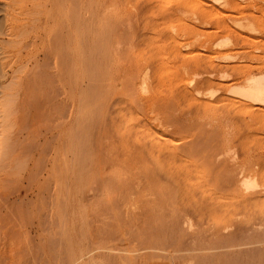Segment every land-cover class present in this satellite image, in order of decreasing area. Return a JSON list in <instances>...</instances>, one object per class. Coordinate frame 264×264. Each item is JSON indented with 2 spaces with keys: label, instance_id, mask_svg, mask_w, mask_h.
<instances>
[{
  "label": "bare ground",
  "instance_id": "1",
  "mask_svg": "<svg viewBox=\"0 0 264 264\" xmlns=\"http://www.w3.org/2000/svg\"><path fill=\"white\" fill-rule=\"evenodd\" d=\"M187 1L189 3V0H7L3 6L5 8L4 22L0 23V33L1 36H4L0 38V80L3 79L2 83L0 81V86L3 87L0 106L1 109L6 107L3 108L5 109L3 117L8 124L10 118L12 120L14 118L18 122L27 117L29 119L27 120L28 124L30 120L36 119L35 121H37L38 118L35 116L40 118L44 109L41 108L43 99L47 96L50 97L51 93H55V89L59 86V89L65 94L66 101H69L66 103L72 107L70 117L74 115L75 109L77 110V113L75 112L76 120L74 119L76 125L73 126L75 137L80 134V123L83 124V115H86L85 120L88 116L93 117L95 120L92 118L94 121H84L87 122L83 124L86 125L85 127L91 122H97V125L101 124L100 120L104 122H108V119H111V122L113 120L119 121L120 126H117H119L120 131H116L119 134L121 132L120 135L124 139L129 137L130 140L128 141L131 142L134 138L139 139L140 137L139 141L138 139L137 142L135 141L137 144H141L142 140L145 145H149L151 161H148V159L144 163L138 161L139 166L141 165L139 169L136 167L138 171L140 170L138 181L135 180L136 184L133 183L134 185H132L133 180L130 183L131 187L126 185L133 189L134 192L131 194L137 196L139 199L135 198L140 200L141 203L140 201L139 203L144 206V210L139 209V211L143 210L146 213L147 219H145L146 223L144 222L146 227L144 228H146L145 231L148 230L145 232L147 241L144 240L147 242V245H145L147 248H154L153 251L168 247L195 248L194 251L197 252V255L206 250L208 253L205 251L204 255L202 253L200 257L193 254L194 259L196 257L199 261L204 260V264L206 261L208 264H264V248L261 247L264 239V227L261 225L263 222L256 223V221L259 223L258 220L263 218L264 212L262 213V211L264 210L261 211V209L264 208V204L263 207L260 206V209L257 208V211H255L256 208L251 202V205L254 206V212L249 215L246 214L250 208V203H247L246 199L253 192L256 195L259 193L258 196H260L261 191H257L261 189L259 187H263L264 190V185H261L262 178L258 179L261 175L258 174L259 170H257L260 167V162L256 167L257 163L255 162V165V163H252L253 160L251 161L252 167L255 165L257 168H254L257 171V177L255 171L252 170L249 159L244 157L245 153L243 152L245 150L248 152V149L251 152V149L254 150L256 146L257 150L260 151V148L264 147V65L253 67L248 63L245 64L246 61L243 60V64L231 63L229 61L232 60V55L228 53L229 51L224 53L217 51L220 57L224 61L226 60V63L219 65L220 62H218V65H216L212 61L217 57L215 51L216 54L213 55L204 54L201 51L208 50L207 48L213 51L215 48L212 46L217 45H221L219 48L225 49V45L231 41L230 39L234 38L231 33L230 38L226 36V38L220 39L219 36L224 37L226 35L220 34L218 35L220 40L217 41V35L215 34L218 31H213L215 29L235 31L232 29L233 27L228 26L229 24L225 22L227 14L224 15V11H239L241 6H238L240 3L236 0H192V3H196L190 5V8L193 6L191 9H196L199 17L188 10L189 19L185 15L189 6L182 5V2L187 4ZM248 2H246V5ZM241 5L243 6V4ZM254 6H252V9L254 8L255 12L257 8L255 9ZM248 7L251 8V4L248 3L246 9ZM256 7L259 9V6ZM175 12L180 14L178 21L173 20L175 17L170 18L171 15L174 16L172 13ZM244 13L246 12H242V14ZM249 13L252 18H255L252 15L254 13H251V11ZM193 15L195 19L197 18V21H200L199 24L193 26L188 25V22L185 23V16L188 21L192 22L194 21ZM246 16L248 15L246 14ZM245 19L248 21L246 17ZM173 21H177L175 25L171 23ZM233 21L235 23L231 22L233 25L240 22ZM243 22L241 21V23ZM249 22L236 25L242 31L244 30L245 34L243 35L246 37L251 38L249 36L251 32L258 35L257 31L264 29V26H261V28L256 26L258 21L256 24L253 20L254 25L252 24V27L251 23L253 22H251V19ZM200 26L215 28L212 31L215 34L211 32V36L206 34L209 31L201 32L198 28ZM256 28L258 29L254 32ZM170 29L178 35L180 34L179 36H182V38L187 37V40L184 39L185 41H183L182 38H179L175 40L177 41L176 46L169 47L165 45L164 48H161L160 42L163 38L159 41L155 38V35L158 33L157 31L160 33L158 35H161L162 32H165L162 30ZM202 30L204 31L203 28ZM225 32L227 31L225 30ZM239 33L243 36L241 32ZM261 34L260 32L259 35ZM203 36H210L211 38L215 36L216 38L202 39ZM235 37L236 39L234 38L233 41L241 42L242 40L246 44L245 47L248 46V50H250V46L243 40L246 37H241L240 40L238 39L240 35ZM175 38L171 37V42ZM166 40L168 41V39ZM254 40H252L253 43ZM257 40L260 41L259 38ZM252 42L249 41L250 45ZM231 44L229 43V45ZM257 44L259 45V43ZM257 44L255 46L259 48ZM242 54L244 53L242 52ZM250 54L252 55V53ZM252 56L256 57V55ZM12 61H14L13 66H11ZM59 94L61 95V93ZM54 95L58 94L55 93ZM51 100L53 99L51 98ZM52 105L57 106L56 103ZM45 107L47 108L49 105L46 104ZM66 109L69 110L67 106ZM2 111L0 110V113ZM34 113L35 118L33 117ZM50 113L49 115L52 114ZM58 113L62 114L63 112L59 111ZM52 116H54V113ZM1 118L2 116H0ZM50 118L49 120H51ZM25 119L24 122L22 121L23 123L19 121V124L23 125L26 122ZM70 121L64 129L68 132L72 128ZM6 126L8 127V125L4 126L3 122H0V172L2 173H6L7 169L12 166H16V170L19 169L18 166H20V169L22 166L25 168V160H15L12 156L15 154V156L21 158L24 153L26 154L24 151L33 144L30 143V138H35L30 135L28 137L29 141L26 137L28 133L25 138H22L27 139L28 142L21 140L20 142L19 137H22L26 126L24 125L25 130L22 129L23 132L16 128L22 132L21 136H19L20 132L13 131L12 138L9 136ZM98 126L95 130L99 128ZM101 126L104 128L102 130H107L103 124ZM46 128L48 127L46 126ZM256 128H258V133L255 131ZM100 129H98L99 133L102 131ZM259 130L263 131L260 135ZM47 131L49 130L47 129ZM14 132L18 135L15 134L14 136ZM65 133L67 132H62V134ZM95 134L94 132L93 135ZM88 136H91V133ZM107 136H109L108 132ZM131 136L135 137L132 139ZM242 137L246 140L250 139V142L253 141L251 143L253 145H250V148L245 147L247 148L245 149L242 146L245 143L244 140L240 141ZM119 138L118 140L121 141ZM51 141L53 142V140ZM128 141L127 143H129ZM107 142L104 143L107 144ZM86 143L90 142L87 141ZM116 143L115 141L114 145ZM122 143H124V140ZM132 144H134V141L129 145ZM11 145L14 146L11 147ZM145 145H138V148ZM258 145L261 147L259 148ZM105 146H108V144ZM142 148L140 149L142 150ZM74 149L72 148L73 152ZM122 151H125V148ZM145 151H148L146 146ZM58 153L61 156V152ZM132 156L133 154L130 159H132ZM97 157L99 158V156ZM262 158L264 157H261L260 160ZM66 162L63 165L66 167L64 169L70 172L71 169L68 168L72 166L67 165ZM128 162L125 164H128ZM132 163L135 162L132 161ZM262 164L261 166H263ZM67 174L69 173L67 172ZM262 174L264 177L263 171ZM127 177L129 178V176ZM60 180L62 181V179ZM259 180L260 183H258ZM92 181L93 184H96L95 182L99 183L96 178H93ZM109 186L106 184L105 187L108 188ZM111 186L109 187L110 190L104 187V190L109 191L110 196L116 194V189L113 191L115 185L112 186L113 188ZM99 189L95 190L99 192ZM237 194L243 195V197L240 196L242 203L245 200L249 205L246 206L245 203H241V206L244 205L247 210L246 208L245 211L241 209L240 219L237 217L240 216L237 212L239 209H236L239 198L234 199L236 200V208L232 198ZM97 195L98 193H95L89 197L94 199ZM258 196L249 199L252 201L253 198L257 197L258 202L264 198L262 196L260 199ZM230 200L233 202L232 204ZM253 200L255 201V199ZM92 202L94 201L92 200ZM109 202L113 201L110 200ZM257 202L254 204L256 205ZM229 204L231 207L233 205L235 213L238 214L233 216L235 219L238 218L235 220L236 222L229 215H218L217 209L225 207L229 210ZM227 212L230 214V210ZM221 213L223 214L222 211L219 214ZM232 214L234 215V212L230 215ZM251 215H255L253 216L255 220L250 225L252 227L249 228L250 226H246L247 223L246 225L243 223H245L244 221H252L253 217L251 218ZM248 216L250 217L248 218ZM199 217L202 218L198 219ZM89 236H92V233ZM130 246H132L131 243ZM138 249L136 248V250ZM161 250L163 251V249ZM91 251L96 252L94 248H91ZM181 257L192 259L191 254Z\"/></svg>",
  "mask_w": 264,
  "mask_h": 264
},
{
  "label": "rangeland",
  "instance_id": "2",
  "mask_svg": "<svg viewBox=\"0 0 264 264\" xmlns=\"http://www.w3.org/2000/svg\"><path fill=\"white\" fill-rule=\"evenodd\" d=\"M6 1L0 0V23L4 22V16H5L4 10H5V8L3 6H4V2H6ZM191 1L192 0H189V3ZM194 1H196V0H194ZM236 1L238 3H240L238 7L241 6L239 8V11H231V10L224 11V13H225L224 15L227 14L225 17V22L227 24H229L228 26L233 27L232 29H234L236 32L233 30H231L232 32H229V30H227V29H222V30L220 29L223 32L222 33L220 30H216L215 28H212L211 26H205V27L200 26V27H198V28H200L199 30L201 32H208L209 31L206 34H210L211 36H212L213 32L218 31V32H216L217 34L213 33V34L217 35V41L222 39V38H226V36H227V38H230L231 33H232V37L234 35L235 39H236L235 36L239 37V35H240V37L238 38L240 40V38L244 36L243 34H245V32H244V30L242 31V29L236 25H239L241 23V21H244L243 23L245 24L246 22H249L251 19V22H253V20H254L256 22V24L258 21V24L256 25L257 27L259 26L261 28V26H264V19H263L264 18V0H248L251 2H248L247 0L246 1L236 0ZM246 2H248L249 5L251 4V8L248 7L246 9V7L248 6V3L246 5ZM178 3L181 4L180 2H178ZM184 3H186V2H184ZM189 3L187 1V4H189ZM195 3L191 2L189 5H187V4H183V2H182V5H184L186 7L189 6V8H190V5L195 4ZM241 4H243V6ZM252 6H254L255 9L257 8L255 12H254V8L252 9ZM256 6H259V9ZM195 7H196V5H195ZM189 8L187 9V11L185 10L186 16H188V14H189L188 10H189V12L191 11L192 13H194V15L196 14V17H199V15L197 13L198 11L196 9H194V10L191 9V8H193V6H191L190 9ZM248 10H249V12L251 11V13H254L252 15L255 18H252L251 14L248 12ZM241 11L246 12V13H244L245 15L242 14ZM226 12H228V13H226ZM175 13H176L177 17L175 15ZM175 13H172V14H174V16L170 14L171 15L170 18L173 19L175 17L173 20L178 21V17L180 16V14L177 12H175ZM192 13H191V16H192ZM235 14L237 15L236 16L237 18L235 17ZM239 14H241V15H239ZM246 14L248 16H246ZM261 14H262V16H261ZM194 15H193L194 21H192L193 23L190 20L189 21L187 20L188 18L190 19V16H188V18H186V16H185L186 22H185V19H184V22L185 23L188 22V25H193V26H194V24H199L200 21H197V18L195 19ZM230 15H232V16H230ZM243 15L248 19V21L245 19V17ZM258 15H259V17H257ZM193 19H191V20H193ZM244 19L246 20V22ZM233 20H235L236 23H237V21H240V22L237 23L236 25H233V24H231V22L234 23ZM177 21H175V22L173 21L171 23L173 25H175ZM195 21H197V22H195ZM171 23H170V25H171ZM243 23H241V24H243ZM249 23H247V24H249ZM252 24L254 25V22L251 23V27L253 26ZM237 27H239V28H237ZM202 28L204 29V31L202 30ZM253 28L255 29V26ZM213 29H215V30L213 31ZM257 29L258 28H256V30L254 32H256ZM225 30L227 32H225ZM238 30H239V32L242 33L243 36H241V34L239 32H237ZM159 31H161V30L159 29ZM159 31H157L158 33L155 35L156 36L155 38L159 41H161V39L163 38L162 42H160L161 44L159 43L161 48H164L165 45L166 46L168 45L169 47L170 46H176L177 41H175V40L182 38V36H179L180 34L178 35L177 33H175V31H172V29L162 30V31H165V32H162L163 35L162 34L158 35V34H160ZM259 31L264 35V29H261ZM259 31H257L258 35L256 33H253V32L249 33V36L253 39L246 37V36H244L246 38H244V37H243L244 39L242 38L250 46V50H248V46H247V48L245 47L246 44L244 42H242V40H241V42L233 41V39H234L233 38V39H230L231 41L229 42L230 44L232 43L231 45H229V43H227L225 45L226 47L223 45L225 47V49L219 48L221 45H217V46L211 45L212 47H214L215 49L217 48V49L216 50L213 49V51H212L211 49L207 48L208 50H201V51L204 52V54H208V55H210V54L213 55V54L217 53V55H216L217 57H215V59L212 60L213 63H215L216 65H218V64L223 65V63L224 64L226 63V60L224 61V59H222L220 57L218 52L221 51L222 53H224V52L229 51L228 53L230 55H232V57H231L232 60L229 61L231 63L243 64L246 61L245 64L248 63V64L252 65L253 67H256V65L263 66L264 65V63H263L264 62V49H263L264 48V46H263L264 45V41H263L264 36L262 34H261L262 36L259 35V33H260ZM173 32H174V34H177L179 37L177 35H174ZM165 34H167V35H165ZM206 34L204 33V35H206ZM220 34H223V35L226 34V35L224 37L222 35L219 36V38H220L219 39L218 35H220ZM253 34H254L255 38L256 37H257V39L259 38V40H260L259 42L257 39H255L253 37ZM165 36H166V38H164ZM168 36H169V38H168ZM3 37L4 36H1V33H0V38H3ZM159 37H161V38L158 39ZM171 37H176L175 39H173L174 42L173 41L171 42V40H170ZM208 37L203 36L202 39H210L211 38L210 36H208ZM213 37H215V36H213ZM213 37L211 39H213ZM261 38H263L262 39L263 42L261 41ZM166 39H168V41ZM184 39L187 40V37L182 38L183 41H185ZM252 40H254V43L252 42ZM164 41H166L165 44H163ZM249 41H251L253 44L251 43V45H250ZM256 42L259 43V45ZM170 43L172 45H169ZM233 44H234V46H233ZM242 44H245V45L243 46ZM256 44H257V46H259V48H257L255 46ZM260 44H262L261 49H260ZM228 45H229V47H228ZM252 47L254 50L252 49ZM254 47H256V48H254ZM236 49H238L237 51L240 50L239 52L241 54L239 52H237ZM214 51L216 53H214ZM241 51L244 54H242ZM250 53H252V55H256V57L252 56ZM237 55L240 57H238ZM253 57L255 60L253 59ZM257 57L261 60L256 59ZM244 58H245V60H244ZM249 59L252 60L253 62L250 61ZM219 60H221V61H219ZM242 60L244 61L243 63H242ZM222 61H224V62H222ZM258 61H260V62L258 63ZM218 62H220V63H218ZM11 63H12L11 66H13L14 61H12ZM17 66H16V68H17ZM0 81L2 83L3 79H1ZM1 87L2 86H0V103H1V101H2L1 99L3 97L2 96L3 95L2 94L3 87H2V89H1ZM59 88L60 87L57 86V89H55V93L58 95L55 96L54 95L55 93H51L52 97L50 95H49L50 97L47 96L48 98H50L49 100H47L48 98L45 97L42 101L43 103H41V108L42 109L44 108L42 110V115L45 114L44 115L45 117L41 115V117L39 118V117L35 116V113H34L33 117L35 116L38 119H37V121H35L36 119L30 120L29 124L27 123V120H29V119H27V117H26V119L24 118L26 122L23 125L21 123L19 124V121L22 122L24 119L19 120L17 122V120H15L14 118H13V120L10 118V121L8 124L6 119H4V117H3V112L5 111V109H3V108H6V107H2V109H1V106H0V110H3L0 113V116H2V118L0 119V122H3L4 126L8 125V127L7 126L6 127L8 128V134L11 138L13 137L12 136L13 131H18L20 129V131L23 132V130H25L24 125L26 126V130H25L26 133H24L25 131L23 132L22 137H19V141L21 140V141H27L28 142V140H29L28 137H30V135L32 137L36 138V139L30 138V140L32 142L30 140L29 141H30V143H33V144L31 146L32 148L31 147L27 148L26 151H24V152H26V154L28 153L27 156L23 152L24 155H22V157L20 158L18 156H15V154H13L11 152L14 155V156H12V154H11V156L15 160H21V161L25 160L27 162L28 166H27L26 162H24L25 165L27 166V167L25 166L26 169L23 168V166L20 169V166H18L19 169L16 170L17 167L12 166V167H9L7 169L8 171L6 173L0 172V264H98V263L99 264H127V263H129V264H204V262H203L204 260L199 261L198 258L197 259H196V257H195V259L193 258L194 257L193 254L196 256L199 255V253L197 255V252L194 251L195 248L190 249V248H184V247L183 248L182 247L181 248H177V247H171L170 248V247H168V248H161V249H163V251L161 249L158 250L159 248H155L158 251H155V250L153 251L154 248H147V246H145V245H147V242H146L147 236H146L145 232L148 229L145 231L146 228H144V227H146V224L144 225V222L146 223L145 219H147L146 213L143 211L144 206L142 204H140L141 203L140 200H137V198H138L137 196H134V194H131L134 192V191H132L133 189L127 187L126 185L130 186V183L133 180L134 181L131 183L132 185L136 184L135 180L138 181V177L140 176L138 174H140L139 173L140 170L138 171L136 169V167L138 169H139V167L141 168V165L139 166V162L144 163L147 161V159H148V161H151L149 145H145V143H143L142 140H141V144H137L136 142H137L138 138L137 139L134 138V140H131V142H129L128 141V140H130V139H128L129 137H126L127 139L125 138L129 142V143H127V141L124 139V137H122V135H120L121 132L119 134L118 131H116V130H119L118 129L120 126L119 121L116 122L113 120L111 122V119H108L107 120L108 122H104L103 120H100L101 124H103V126H105V129L107 128V130L109 129V131L102 130L104 128L101 126V124H98L101 127L98 126L97 122H94V123L91 122L92 124L88 123L87 127H85L86 125H83V124H86L88 122V120L90 122L94 119L93 117L90 118L88 116L87 120H85L87 117L86 115H83L84 116L82 119L83 124H82V122L80 123L81 124L80 127L82 128V129L80 128V131H81L79 134L80 137H79V135H77L75 137L73 134V132H74L73 128L76 125V122L74 121V119L76 120L75 112L77 113V110L75 109L74 115L72 117H70V109L72 110V107L67 104L69 101H66L65 94L62 93L61 89H59ZM59 93H61L62 96ZM54 97H55V99H54ZM51 98L53 100H51ZM64 102H65V104H64ZM54 103H56L58 107L56 105L55 106L52 105ZM46 104H48L49 107H52V106L53 107L52 108H49V107L46 108L45 107ZM60 106L61 107L63 106V107L61 108ZM66 106H67V108H69V110L66 109ZM45 108L48 111H50L52 114L49 112L51 114V115H49V113H47L48 111ZM53 108H55V109H53ZM52 110H54V112H52ZM57 110H59L60 112H63V113L62 114L58 113L59 111H57ZM53 113H54V116H52ZM55 113H57L58 115ZM87 115H90V114H87ZM59 116H61L60 117L61 119L59 118ZM49 117H51L50 118L51 120H49ZM113 117H115V116L113 115ZM56 118H57V120H56ZM30 119H32V118H30ZM41 119L42 120L45 119L46 121L44 120L42 122ZM5 121H6V123H5ZM68 121H70V125L72 126V128L69 130V132L64 130V129H66V125L68 124ZM84 121H87V122L85 123ZM26 123H27V125H29L28 127H27ZM10 124H12V126H10ZM110 124L113 127V129L115 128L114 130L112 129L111 126H109ZM96 125L99 127L98 129L101 128L100 130H102V131L100 133H99L98 129H96L98 133L96 132V130H95V128L97 127ZM117 125H119V126H117ZM46 126L48 128H46ZM83 126L85 127L86 132L83 130L84 129ZM89 126H91L90 129H89ZM107 126L110 128H108ZM21 127H23V128H21ZM39 127H40V129H39ZM51 128H52V130H51ZM92 128H94V129H92ZM38 129L40 132L38 131ZM47 129L49 131H47ZM28 130L33 131V132H30ZM93 130H95V131H93ZM257 130H258V128L255 129V131L258 133ZM20 131H18V133ZM64 131L67 133L62 134V132H64ZM22 132L19 133V136H21ZM94 132L97 135L96 134L93 135ZM102 132H103V135L101 134ZM107 132L109 133V136H107ZM262 132H263L262 130H259V135ZM89 133H91V136H88ZM117 133L119 134V136ZM15 134L18 135L17 133L14 132V136H15ZM27 134H28V136H26ZM25 136L27 137L28 140L22 139L23 137L25 138ZM83 136H85L84 137L85 139L83 138ZM92 136H94V137H92ZM112 136H114V137H112ZM120 136H121V138H119ZM54 137H56V138H54ZM67 137H69V138H67ZM131 137L133 139V137H135V136H131ZM107 138H108V140H107ZM118 138L121 141H119ZM54 139H56V140H54ZM113 139H114V141H113ZM139 139H141V138L139 137ZM139 139H138V141H139ZM51 140H53V142ZM123 140H124L125 145H124V143H122ZM236 140L239 141L238 139H236ZM243 140L245 143L244 142H241V143H244L242 145L244 148L245 147L250 148L253 145V144L251 145V143L253 141L250 142V139L246 140L245 138L242 137V139L240 141H243ZM87 141L90 143H86ZM94 141H95V144H94ZM105 141L106 142L108 141L107 142L108 146H105V145H107L106 143H104ZM115 141L118 144L116 143L114 145ZM133 141H134V144L136 143L135 144V146L137 145L136 147L134 146V144H132L131 146L129 145ZM36 142H37V144H36ZM248 142H249V144H247ZM34 144H35V146H34ZM68 144H69V146H68ZM73 144H74V146H73ZM142 144L146 146V150L148 149L147 152L145 151V146L140 147V148L143 147L142 148L143 151L140 148H138V145L140 146ZM260 145L262 146V143ZM260 145H258L259 148L261 147ZM12 146H14V145H11V147ZM122 146H123V148H122ZM117 147H119V148H117ZM262 147L260 148V151H259V149L257 150V146H256V148H255L256 152H255V149L254 150L251 149L252 150L251 152H254L252 154H251L249 149H248V152H246V150L243 152L245 153L244 157L249 159V161H250L249 163H251V161L253 160L252 163L256 162L257 165H256V163H255V165H256V167H258V164L260 162L259 169H257L254 164H253L254 167H252V163H251V167H252V170H254V168L259 170L258 174L259 175L261 174L260 175L261 177L259 176L258 179L262 178V180H261L262 182L259 180L258 183L261 182V185L263 186L264 184H262V183L264 182L263 181L264 177L262 176L263 175L262 171L264 173V170H262V169H264V168H262V167L264 166V158H262V160H260L261 157H264V147L263 148ZM72 148L73 149L76 148V149H74L75 154L72 151ZM124 148H125L126 152L122 151V149L124 150ZM247 148H245V149H247ZM117 150L120 152L122 151V152L120 153ZM59 151L61 152V156H60V153H58ZM124 152H125V154L127 152L128 153L126 155L125 154L123 155ZM43 153H45V154H43ZM136 153H138V154H136ZM73 154H74V157H73ZM107 154H108V156H107ZM132 154H133L132 159H130ZM56 155H58V156H56ZM110 155H111V157H110ZM48 156H49V158H48ZM97 156H99V158ZM24 158H26V159H24ZM71 159H72V161H71ZM116 159H117V161H116ZM144 159H146V160L144 161ZM64 160L67 161L66 162L67 165L72 166V167L68 168V169H71L70 172L68 170L64 169V168H66L65 166H63L65 163ZM127 160L128 161L131 160V161L128 162ZM135 160L137 161V163ZM73 161L75 163L74 165H73ZM82 161H83V163H82ZM132 161L135 163H132ZM36 162H37V164H36ZM127 162H128V164H125ZM262 162H263V164H262ZM82 164H83V166H82ZM261 164L263 166H261ZM133 165H134V167H133ZM111 166H112V169H111ZM14 168H15V170H14ZM260 168H262V169L260 170ZM134 169H135V172H134ZM66 171L69 174H67ZM256 172L257 171H255V174L258 177V174ZM118 175H119V177H118ZM16 176H17V178H16ZM127 176H129V178ZM2 177H4V178H2ZM124 177H126L128 180H125L126 178H124ZM93 178H96L99 181V183L95 182L96 184H93L94 183L92 181ZM60 179H62V181ZM14 181H15V183H14ZM106 184H108V186L109 185L111 186V184H112V186L115 185V186H113L114 187L113 191H115V189H116V192H115L116 194L113 193L114 195L110 196V193L108 191V190H110L109 189L110 186L107 188V187H105ZM91 185H93L95 187H93V186L91 187ZM259 186H260V184H259ZM96 187L100 188L102 190L100 192V189H99L100 194H99V192H97L98 190H95V189H97ZM104 187L108 190H104L105 189ZM112 188H111V191H112ZM259 188H261V189H258L257 191H261V193L264 192L263 187H259ZM94 192L98 193L97 197L94 198L95 200L92 197H89L90 195L95 194ZM66 193H67V195H66ZM107 193L110 197L107 195ZM261 193H260V196H258L259 193H258V195H256V193L253 192L252 195H249V198L258 196V198L260 197V199H261L262 196L264 197V195H262L264 193H262V194ZM240 196L243 197V195H240V194L234 195L232 197L233 202H235L234 207L236 208V206H237L236 209L240 210V211L239 210L237 211L238 214H240V216H237L238 214L235 213L233 205L231 207L230 204L228 205V206H230L229 207L230 214L234 212V215L228 214L227 211H229V210H228V208L225 209V207L224 208L221 207V208L217 209L218 215H220V216L221 215H229L232 218H234L233 216H235V214H237L236 216L240 219L241 212L245 211V208L247 210V207L244 208V205L241 206L242 201L240 199L241 198ZM67 197H68V199H67ZM135 197H137V198H135ZM237 197L239 199L237 201L238 204L236 205V200H234V199ZM90 198H91V200H90ZM249 198H247L249 201L246 199V202L250 203L249 205L251 208V209L249 208L248 211L246 212V214L248 213V215L250 213L254 212V206L256 208L255 211H257V208H259L260 206L263 207V204H264L263 203L264 198L261 200L259 199L260 200V201H258L260 203L259 205L257 204L258 203L257 202L258 199H256L257 197L253 198V199H255V201L253 199H252V201H250L251 199H249ZM122 199H123V201L121 202ZM92 200L94 202H92ZM110 200H112L113 202H109ZM139 201H140V203H139ZM239 201H241V202H239ZM233 202L231 201V204ZM246 202L244 200L242 204L245 203L246 206H249V205H247ZM251 202L253 203L254 206L251 205L252 204ZM255 202H257L256 203L257 206L254 204ZM139 209L140 210L143 209V210L139 211ZM241 209H242V211H241ZM262 210H264V208H262L261 211ZM219 211L220 212L222 211L223 214L222 213L219 214L220 213ZM250 211H252V212H250ZM263 212L264 211H262V213ZM253 216H255V215H253ZM253 216L251 215V218ZM262 216H263V218L258 220L259 223L257 221H256V223L260 224V222H263L261 225L264 227V213ZM237 217H236V219H238ZM249 217L250 216H248V218ZM200 218H202V217H199L198 219H200ZM254 218L255 217H253L252 221H244L245 223H243V224L246 225V223H247L246 226L249 227L252 223H254V220H255ZM236 219L234 218V221ZM238 221H240V220H238ZM251 227L252 226H250L249 228H251ZM207 228H209V227H207ZM91 233H92V236H89V234L91 235ZM130 243L132 246H130ZM261 247L264 248V239H263V242L261 243ZM91 248H94L96 252H94V251L90 252ZM136 248H139V249L136 250ZM145 249L146 250L150 249V250L146 251ZM128 250H129V252H127ZM202 251H204V250H202ZM202 251H198V252H202ZM205 251L202 252L203 254L202 253L201 254L204 255ZM206 252L208 253V251H206ZM91 253H93V254L91 255ZM148 253H149V255H148ZM186 254L187 255L191 254L192 259L181 257V256L186 255ZM201 254L199 255V257L201 256ZM93 257L95 258V260ZM135 258H136L137 263L135 262ZM90 261L93 263H91ZM206 262H205V264H208V262L207 263Z\"/></svg>",
  "mask_w": 264,
  "mask_h": 264
}]
</instances>
